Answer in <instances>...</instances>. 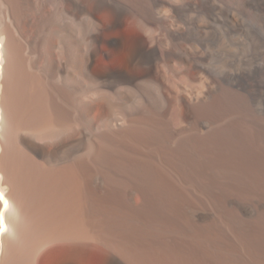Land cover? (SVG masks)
Segmentation results:
<instances>
[{
	"label": "bare ground",
	"instance_id": "6f19581e",
	"mask_svg": "<svg viewBox=\"0 0 264 264\" xmlns=\"http://www.w3.org/2000/svg\"><path fill=\"white\" fill-rule=\"evenodd\" d=\"M201 5L0 0V264H264V126L234 80L264 0Z\"/></svg>",
	"mask_w": 264,
	"mask_h": 264
},
{
	"label": "rangeland",
	"instance_id": "374dc122",
	"mask_svg": "<svg viewBox=\"0 0 264 264\" xmlns=\"http://www.w3.org/2000/svg\"><path fill=\"white\" fill-rule=\"evenodd\" d=\"M204 1L205 0H196L197 6H200L201 4V6H203ZM252 22L254 21L248 18L247 21H245V28L246 32L249 34V37H246V42L240 49L239 59L242 61L239 70L234 76V80L236 83L239 82L237 84L242 85V89L244 88L243 94L245 95L247 104L252 114H254L256 120L264 126V23L262 22V19H259L254 23ZM128 27L133 28L134 24L129 23ZM133 35L134 34L132 31L126 32V37L129 42L133 40ZM181 41L182 40H179L177 41L178 43H175L178 53H182V47H184V44L186 46H190V44L187 42ZM193 69L191 67L187 72L189 75L197 77L199 75V71H197L196 68ZM161 73V82L166 86L164 71L162 70ZM223 83L224 84H221L217 89H221L226 85L225 82ZM164 111V113H166L168 108H166ZM166 119H169V116H167ZM139 199V196L136 197V200ZM204 203V201L196 202L194 205V212L200 215H206L208 217L210 216V218H215L217 214L215 213L213 207H210L211 205L208 203ZM233 207L240 209L243 213H250L251 211L253 212L258 208V203L256 200H253L252 198L249 199L247 196L235 195L233 199Z\"/></svg>",
	"mask_w": 264,
	"mask_h": 264
}]
</instances>
